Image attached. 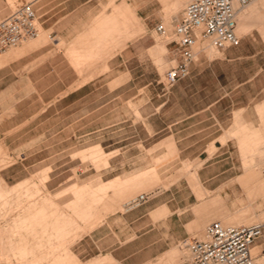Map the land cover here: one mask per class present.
<instances>
[{
  "label": "rangeland",
  "instance_id": "rangeland-1",
  "mask_svg": "<svg viewBox=\"0 0 264 264\" xmlns=\"http://www.w3.org/2000/svg\"><path fill=\"white\" fill-rule=\"evenodd\" d=\"M8 1L12 11L15 9V1ZM30 1L34 3L37 0H18V7ZM161 2L163 3V0ZM177 2L180 0H171L166 8L163 3L162 24L164 18L173 20L163 35L155 29L146 28L145 33L132 40H114V53L110 56L86 57L87 54H82L73 57L74 62L71 58L73 55H59L60 48L54 45L55 40L48 38L45 43L35 48L51 43L47 46L48 49L36 50L35 54L24 57L15 72L6 76L8 80L18 79L19 83L24 85L17 88L16 95L7 90L0 96V191L13 190L8 199L9 205L4 214L0 215V264H27L26 261H31L32 256L47 255L41 245L43 237H48V232L37 230L41 229L43 219L49 216L48 207L55 211L64 210L61 221L67 230L78 227L75 235L66 232L64 242L61 241L63 239L60 240V246L65 248L68 257V249L71 247L72 250L73 243L99 225L107 213L121 209L117 207V202L123 201L122 205H125L137 199L141 193L167 189L182 177L188 178V175L191 176L198 169L197 164L189 167L190 169L175 166L172 152L163 158H155V153L162 147L160 144L143 150L144 143L137 142L139 138L145 139L153 134L148 126V114L159 110L160 114L168 116L171 112H180L192 107L185 98H181L187 94L185 86L168 89L165 85V74L173 64L171 51L174 46L168 42L174 38L175 24L185 7L175 12L172 7ZM187 2L188 0H185V5ZM116 3L118 6L130 5L135 9L128 0H114L113 11ZM248 10H252L251 16L243 33L239 34L237 31L238 36L242 37V44L236 50L246 56L234 65L216 64L209 67L201 78L204 86L196 87V95L204 96V100L225 96V110L229 106L255 114L258 129L237 125L228 134V137L236 139V170L243 176L239 179L237 176L236 182L225 185L227 191L232 190L234 194L245 197L246 187L249 186V191L257 192L255 195L258 198H224V205L230 210L224 217L204 207V204L215 196L203 200L197 211L210 213L203 226L193 233L197 238H203L205 226L214 220H220L224 225H242L243 219L249 218L252 220L251 225H264V184L252 183L264 177V103L257 104L264 100V0H257L249 5L246 11ZM27 44L25 45L28 49L32 48L35 42ZM208 44L209 42L205 41V45ZM127 45V50L122 55H117ZM43 50L46 52L44 55H38L35 63H29ZM67 51L92 53L98 50ZM206 51L210 58L223 55L210 44ZM63 57L69 65L63 64ZM63 79L72 85L59 86ZM89 82L91 84L84 85ZM67 94L69 95L58 101ZM177 97L179 99H176ZM231 98L233 103L229 101ZM165 101L168 103L162 108L159 107ZM150 121L155 127L162 124V118L157 115ZM47 127L55 134L51 135V149L35 150L34 147L41 146L40 133ZM58 130L63 132L57 135ZM252 134L259 136L261 144L257 143V137L252 138L248 149L253 148L254 151L247 153L242 139ZM153 141L149 139L147 143L151 144ZM122 142L129 148L126 152L111 150L112 143L116 145ZM171 143L172 140L168 139L161 144ZM121 159H127L133 166L122 168L113 165ZM138 163L146 165L138 166ZM50 171L64 180L56 190L49 189L46 184ZM121 171L131 174L108 181ZM117 179L127 182L120 193L106 185ZM21 184L24 186L17 188ZM75 184L77 186H74ZM190 184L192 185L191 181ZM253 186L256 189H253ZM62 190L71 193L67 195V198H70L65 202L61 203L53 198L47 200ZM74 191L80 193L75 202ZM195 191L198 198H201L199 191ZM205 192L207 195L206 190ZM74 203L76 207L81 205V210L74 212ZM91 206H97L98 209L90 219ZM23 218L26 221L23 226L27 239L25 245L13 240L11 231L13 224ZM5 229H9V232ZM70 236L72 237L69 238ZM62 237L60 234L59 238ZM37 241L41 243H35ZM34 243L37 246L33 247ZM258 243L263 244L264 252V234L258 239ZM19 244L25 248V255H19L17 251L3 255L12 248L18 249ZM56 247L58 245L54 248ZM54 248L50 250L51 255L55 254Z\"/></svg>",
  "mask_w": 264,
  "mask_h": 264
},
{
  "label": "crops",
  "instance_id": "crops-1",
  "mask_svg": "<svg viewBox=\"0 0 264 264\" xmlns=\"http://www.w3.org/2000/svg\"><path fill=\"white\" fill-rule=\"evenodd\" d=\"M13 1H15L13 3H17L16 0ZM116 1L120 2V0ZM128 1L135 6L136 11L130 5L122 4L118 6L117 3L113 11L114 6L112 3L114 0H37L34 2L41 31L38 37L10 49L8 52L5 50L7 53L0 57V96L3 91L7 90L10 94H17V88L24 84L19 83L20 80L15 78L8 80L6 76L15 72L24 57L35 54L36 50L50 46L51 43H47L41 48L35 49L45 43L48 38L55 40L54 45L60 48L58 51L59 55H73L71 57L73 62V57L82 54H87L88 56L86 57L94 55L110 56L114 53V40H132L145 33L146 28L156 30L157 25L163 21L161 18L164 8L163 3L165 8L169 7L171 0H163V3L161 0ZM9 11V1L0 0V20ZM172 21L164 18L166 29L170 28ZM31 41L35 42V45L27 49L25 44ZM239 46L218 50L223 55L210 58L206 51L209 44L206 46L205 41H200L199 49L201 51L197 59L190 65L189 75L171 87L182 88L185 86L187 94L181 98H185L187 103L192 104V107H187L186 110L180 112H171L168 116L160 114L159 110L148 114L146 118L153 134L145 139L139 138L137 141L144 143L145 147L143 150H149L159 144L162 145L161 149L158 150L159 152L155 153V158H163L172 152L174 153L175 166L189 168L197 164L199 166L198 169L191 176L188 175V178L182 177L167 189L150 192V199L140 206L131 208L136 199L125 205H122L123 201L117 202V207L122 210L117 209L107 213L99 225L71 245L72 250L69 246L68 257L65 248L62 245L60 246V240L63 239L61 241L62 243L64 242L66 232H72L75 235L78 232V227L74 226L72 229L67 230L65 224L61 221L64 210L55 211V209L48 207L47 214L49 216L43 219L41 229L37 230H41L44 233L48 232V237H43L41 245L47 251V255L41 257L32 256L33 259L31 261L27 260V264H194L183 242L194 238L193 233H196L198 228L203 226L208 214L215 212L222 217L229 214L230 210L224 205V198L226 197H236L237 199L246 197L247 199L258 198L255 195L257 192L249 191V186L246 187L247 196L245 197L234 194L232 190L227 191V186L225 185L229 182H236L235 178L237 176H239L238 179L243 176L240 171L236 170L238 164V159L235 158L234 153L236 150V139L228 137V134L237 125L258 129L259 126L255 122V114L229 106L225 110L223 108L225 96L204 100V96L196 95V87H199V85L204 86L201 78L209 67L216 64L234 65L246 56L245 53L236 51ZM128 47L127 45L117 55H122ZM155 47L156 45L153 48ZM71 49H95L98 51L92 53L67 51ZM5 52H1L0 55ZM23 53L25 54L22 56ZM44 53H46L44 50L37 53L29 63H35L37 56L40 54L44 55ZM62 62L64 65H69L65 57H63ZM88 84H91V82L84 85ZM33 85L36 86L38 84ZM70 85L72 84L67 83L65 79L59 83V86ZM3 86L6 90L3 89ZM176 99L179 98L177 97ZM229 101L234 102L232 98ZM175 102L177 103V100ZM167 103L168 101H165L159 107L162 108ZM263 103L264 100L257 104ZM155 115L162 118L160 127H155L154 123L150 121ZM62 132L63 130H58L56 134L58 135ZM40 134L42 136V144L39 147H34L35 150H50L51 135L55 134L51 132L49 127L43 129ZM256 137L259 139L257 143L260 145L261 140L257 134L244 136L242 139L247 153L254 151L253 148L248 149V147L251 144V139ZM149 139H153V143L148 144L147 141ZM168 139L172 140L171 145L161 144ZM111 145L112 151L119 149L126 152L129 149L123 142L116 145L112 143ZM257 150L260 149L257 148ZM107 154H111V152H107ZM113 165L124 168L131 166L132 163L127 159H121L117 163H113ZM137 165L145 166L146 163H138ZM130 174H125L124 171H121L108 181ZM59 177V175L52 174V171H50L46 182L47 187L51 190L58 189L64 182ZM126 183L124 180L117 179L106 185L120 193L126 187ZM252 183L254 185L258 183L263 185L264 177ZM74 186L77 185L75 184ZM192 186L199 191V196L204 199L198 198ZM204 189L207 191V195ZM253 189H256V187L253 186ZM70 194L62 190L57 195L48 197L47 200L53 198L62 203L70 198H67V195ZM78 195L80 196V193L73 192L74 202ZM212 197L214 198L204 204V207L210 212H198L197 208L203 203V200ZM127 206L131 207L127 208ZM97 209V206H91L89 209L90 219ZM73 210L74 212L81 210V205L76 207L74 203ZM5 230L9 232V229ZM55 233L59 234L56 235ZM60 234L63 236L62 238H59ZM35 243H41V241ZM35 243L33 247L37 246ZM57 245L58 247L54 248ZM52 248H54L53 252H55L53 255H51L52 251H50ZM262 253H264L263 244L257 241L252 248V255L254 258L260 255L264 258Z\"/></svg>",
  "mask_w": 264,
  "mask_h": 264
},
{
  "label": "built area",
  "instance_id": "built-area-1",
  "mask_svg": "<svg viewBox=\"0 0 264 264\" xmlns=\"http://www.w3.org/2000/svg\"><path fill=\"white\" fill-rule=\"evenodd\" d=\"M256 0H188L174 27L173 64L165 74L167 88L190 73V65L201 49L198 43L208 41L217 50L239 46L242 37L236 33L237 12ZM39 17L33 1L13 9L0 20V53L39 34ZM164 34V24L156 27ZM150 199L141 193L131 208ZM264 234V225H224L220 220L207 224L204 238L183 242L194 264H258L251 254L253 246Z\"/></svg>",
  "mask_w": 264,
  "mask_h": 264
},
{
  "label": "bare ground",
  "instance_id": "bare-ground-1",
  "mask_svg": "<svg viewBox=\"0 0 264 264\" xmlns=\"http://www.w3.org/2000/svg\"><path fill=\"white\" fill-rule=\"evenodd\" d=\"M257 1V0H256ZM254 1V2H256ZM254 2L250 3L249 5L253 4ZM249 5L243 7V8H240L237 12V26H236V33L238 31L239 34H242L243 31L246 29V26H247V20L248 18L251 16V11L252 10H248L246 11L247 7H249ZM185 6V0H180V2H177L172 8L173 10H175V12H178L180 9H183V7ZM18 7V0H17V3H15V6L14 8L16 9ZM252 9V8H251ZM246 11V12H245ZM239 23V24H238ZM238 25H239V30L238 29ZM40 28V27H39ZM41 30L39 29V32ZM39 35V34H38ZM160 35H163V34H160ZM173 35H174V32H173ZM238 35V34H237ZM38 37V36H37ZM36 38V37H34ZM33 38H29L27 40H24L22 43H20L19 45L17 46H13L9 49H7L6 51L10 50V49H13V48H16L18 46H20L21 44L25 43L26 41H29ZM210 44V43H209ZM200 46V42L198 43V48ZM213 47V46H211ZM214 48V47H213ZM216 51H218L216 48H214ZM5 52V51H4ZM165 78V77H164ZM1 183V182H0ZM24 186V184H21L19 185L17 188H22ZM13 190H4V191H0V215L2 216L4 214V211L6 210L7 206L9 205V198L11 197V194H12ZM74 208V207H73ZM73 210V209H72ZM251 222L252 220L249 219V218H246V219H243V223L241 224H245V225H251ZM26 221H25V218L19 220V221H16L13 226H12V229L11 231L13 232L12 234V239L13 240H18L19 243L25 245V243L27 242V239H26V236L24 234V225H25ZM204 235H205V231H204ZM204 238V236H203ZM18 245V249L17 247L15 248H12L10 251H5V253H3V255H9L11 253H14L15 251H17V253L19 255H25V248H22L20 247V245ZM2 245V244H1ZM5 246V243L3 244ZM24 247V246H23ZM13 250V251H12ZM9 253V254H8ZM251 254H252V250H251ZM253 256V255H252ZM254 258V257H253ZM255 261L257 263H260V264H264V258L263 256H256L255 258Z\"/></svg>",
  "mask_w": 264,
  "mask_h": 264
}]
</instances>
